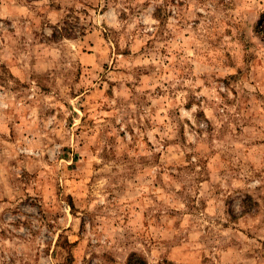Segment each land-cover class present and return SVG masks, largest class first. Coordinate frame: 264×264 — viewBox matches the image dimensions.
<instances>
[{"label":"rangeland","instance_id":"rangeland-1","mask_svg":"<svg viewBox=\"0 0 264 264\" xmlns=\"http://www.w3.org/2000/svg\"><path fill=\"white\" fill-rule=\"evenodd\" d=\"M264 264V0H0V264Z\"/></svg>","mask_w":264,"mask_h":264},{"label":"trees","instance_id":"trees-1","mask_svg":"<svg viewBox=\"0 0 264 264\" xmlns=\"http://www.w3.org/2000/svg\"><path fill=\"white\" fill-rule=\"evenodd\" d=\"M127 264H147V262L139 255L131 253L127 258Z\"/></svg>","mask_w":264,"mask_h":264}]
</instances>
